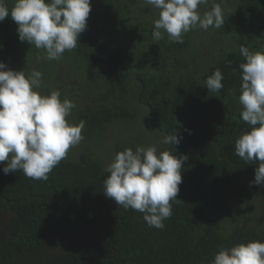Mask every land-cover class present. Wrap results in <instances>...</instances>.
<instances>
[{
  "label": "trees",
  "instance_id": "16d2710c",
  "mask_svg": "<svg viewBox=\"0 0 264 264\" xmlns=\"http://www.w3.org/2000/svg\"><path fill=\"white\" fill-rule=\"evenodd\" d=\"M216 2L225 25L197 27L177 43L167 34L153 40L158 10L142 0H91L77 47L53 61L20 41L10 16L0 22V61L41 71L42 92L59 90L76 104L70 119L85 122V139L47 181L5 175L0 164V264H212L221 248L264 241V187L250 186L257 165L234 151L249 130L238 100L239 49L264 50V0ZM216 69L224 87L209 92L204 84ZM176 132L178 145L158 144ZM153 144L188 157L182 201L163 229L103 193L104 168L117 152Z\"/></svg>",
  "mask_w": 264,
  "mask_h": 264
},
{
  "label": "clouds",
  "instance_id": "9594fccd",
  "mask_svg": "<svg viewBox=\"0 0 264 264\" xmlns=\"http://www.w3.org/2000/svg\"><path fill=\"white\" fill-rule=\"evenodd\" d=\"M158 10L153 21L152 38L160 41L167 34L171 42L183 43L184 34L195 28L219 29L225 25L224 9L216 0H142ZM211 8L201 12L200 6ZM91 0H14L11 8L0 0V22L5 18L17 24L21 42H27L44 55L38 59L60 60L65 51L77 47L87 28ZM244 61L241 70L239 103L241 119L249 130L235 141V155L247 164H255V179L250 186L264 187V50L240 46ZM223 73L216 69L204 86L220 92ZM43 73L32 69L8 68L0 61V164L5 175L22 171L33 180L47 181L49 173L67 158L69 150L84 139L83 120L70 119L76 104L61 99L59 90L43 93ZM178 133L164 135L158 144H179ZM187 155L177 156L160 150L156 144L126 147L117 152L104 171L103 193L118 207L142 213L147 226L165 227L173 215V203L182 183ZM212 264H264V241L253 240L215 253Z\"/></svg>",
  "mask_w": 264,
  "mask_h": 264
},
{
  "label": "rangeland",
  "instance_id": "374dc122",
  "mask_svg": "<svg viewBox=\"0 0 264 264\" xmlns=\"http://www.w3.org/2000/svg\"><path fill=\"white\" fill-rule=\"evenodd\" d=\"M255 201H257V199H256V198H255ZM6 215H7V214H4L2 217L4 218V217H6Z\"/></svg>",
  "mask_w": 264,
  "mask_h": 264
}]
</instances>
